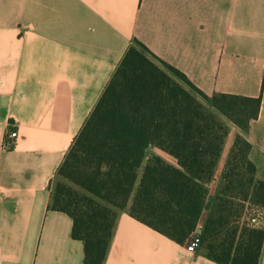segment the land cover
Listing matches in <instances>:
<instances>
[{
  "label": "crops",
  "instance_id": "0c3cea01",
  "mask_svg": "<svg viewBox=\"0 0 264 264\" xmlns=\"http://www.w3.org/2000/svg\"><path fill=\"white\" fill-rule=\"evenodd\" d=\"M135 40L208 95L261 97L246 138L264 181V0H0V264H84L73 220L49 209L52 184ZM238 133L230 127L204 215ZM105 264L219 263L126 210Z\"/></svg>",
  "mask_w": 264,
  "mask_h": 264
},
{
  "label": "trees",
  "instance_id": "16d2710c",
  "mask_svg": "<svg viewBox=\"0 0 264 264\" xmlns=\"http://www.w3.org/2000/svg\"><path fill=\"white\" fill-rule=\"evenodd\" d=\"M261 97L208 95L135 40L76 136L52 184L49 209L73 220L84 264H105L123 211L180 245L199 232L196 251L219 264H260L264 212L246 138ZM231 126L234 139L215 199L206 211ZM155 148L172 157L170 163Z\"/></svg>",
  "mask_w": 264,
  "mask_h": 264
},
{
  "label": "built area",
  "instance_id": "2783aa9c",
  "mask_svg": "<svg viewBox=\"0 0 264 264\" xmlns=\"http://www.w3.org/2000/svg\"><path fill=\"white\" fill-rule=\"evenodd\" d=\"M8 137L11 138V139H13V140L14 139L16 140L17 137H18L17 130L10 131ZM6 147L7 148L14 147V142H12V141L6 142ZM248 221H249V223L251 225L258 226V227H263L264 228V212L261 211V210H258V209L252 210L251 215H250ZM200 242H201V239H200L199 233L197 232V233H195L191 237L190 241L188 242L187 249L190 252H195L197 250V248L199 247Z\"/></svg>",
  "mask_w": 264,
  "mask_h": 264
},
{
  "label": "rangeland",
  "instance_id": "374dc122",
  "mask_svg": "<svg viewBox=\"0 0 264 264\" xmlns=\"http://www.w3.org/2000/svg\"><path fill=\"white\" fill-rule=\"evenodd\" d=\"M149 155H150V153H149ZM258 210H260V209H258Z\"/></svg>",
  "mask_w": 264,
  "mask_h": 264
}]
</instances>
